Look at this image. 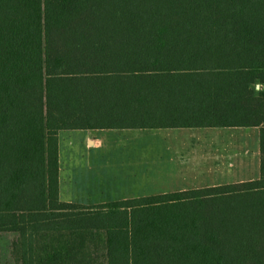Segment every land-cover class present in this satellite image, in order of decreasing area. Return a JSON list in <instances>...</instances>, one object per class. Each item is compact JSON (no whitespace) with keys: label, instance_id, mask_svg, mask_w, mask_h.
<instances>
[{"label":"trees","instance_id":"16d2710c","mask_svg":"<svg viewBox=\"0 0 264 264\" xmlns=\"http://www.w3.org/2000/svg\"><path fill=\"white\" fill-rule=\"evenodd\" d=\"M264 0H0V232L19 264H264ZM261 126L257 179L85 205L63 129Z\"/></svg>","mask_w":264,"mask_h":264},{"label":"crops","instance_id":"0c3cea01","mask_svg":"<svg viewBox=\"0 0 264 264\" xmlns=\"http://www.w3.org/2000/svg\"><path fill=\"white\" fill-rule=\"evenodd\" d=\"M261 89H264V85L257 84L256 90ZM149 130L151 133H147ZM152 130H161L158 133L160 137L154 138ZM189 130L192 135H187ZM260 132L261 126L63 129L58 132L60 198L96 203L104 189L103 181L96 177L99 169L93 172L96 178L68 175L63 180L62 163L67 167L127 166L128 181L134 184V190L138 189L132 197L152 195L146 188L147 184L151 187L153 181L159 180L155 175H161L160 179L168 182L212 181L211 184L200 183L161 192L257 179L261 164ZM154 140H158V144ZM115 148L126 156L118 157L117 154L121 153ZM154 149L162 151L165 165L174 166L162 168L158 161L160 154L154 156ZM109 150L111 152L106 157L104 152ZM186 164L188 168L184 167ZM158 165L161 169L154 171ZM127 171H121V174ZM112 172L115 175L117 170L113 169Z\"/></svg>","mask_w":264,"mask_h":264},{"label":"rangeland","instance_id":"374dc122","mask_svg":"<svg viewBox=\"0 0 264 264\" xmlns=\"http://www.w3.org/2000/svg\"><path fill=\"white\" fill-rule=\"evenodd\" d=\"M154 138H159L160 134H158L159 132L161 133V130H152ZM165 132V131H163ZM147 133H151L150 130ZM187 135H192L190 133L189 130V134ZM158 140H154L155 143L158 144L157 142ZM62 152H63V158H64V138L62 139ZM158 146H154V148H157ZM108 146H106V150H107ZM118 152H120L121 154H117L118 157H124L126 156L125 153L119 151L118 148H115ZM111 150H109V152L105 151L104 155L106 157H108V153H110ZM161 153L162 151H156V149H154V156H159L158 157V161L161 162V167L162 168H171L174 166V164H171L170 166L165 165L166 164V159H162L161 157ZM157 159V158H154ZM81 161V160H79ZM62 172H61V178L64 180L65 176L68 175H77L78 178L80 176H85L86 179H88L89 176H92V178H96L98 180H102L103 181V186L104 189L102 190V193L100 195V198L95 200L96 203H89V202H85L83 201L82 203L85 204H90V205H95V204H100V203H105V202H112V201H117L120 200L122 198H130L132 196H134L137 193V190H134V184L129 182V174L127 171V166H116V167H84V166H64V163H62ZM159 165L156 167V169L154 171L160 170L161 167ZM185 168H188V164H186V166H184ZM98 175L96 177L93 176V172L98 170ZM115 169L117 170V173L114 175L112 170ZM84 171V172H83ZM121 171H124L127 173L126 174H121ZM117 175V176H116ZM157 179H159L158 181H153L151 187L150 185L147 184V188L146 191L153 194V193H158L161 192V190H168V189H173V188H179V187H192V186H196L200 183H208L211 184L212 181H184V182H168V181H164L166 179H160L162 176L161 175H155ZM165 177V176H163ZM209 178V177H207ZM127 180V181H126ZM162 180V181H161ZM151 190V191H150ZM16 233L14 232H0V264H19L12 256L11 254V244L13 239L15 238Z\"/></svg>","mask_w":264,"mask_h":264}]
</instances>
